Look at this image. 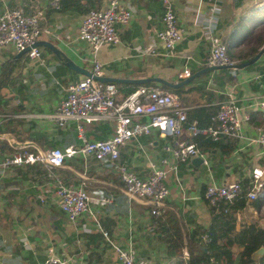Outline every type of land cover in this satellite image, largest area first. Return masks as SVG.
<instances>
[{
	"label": "crops",
	"instance_id": "0c3cea01",
	"mask_svg": "<svg viewBox=\"0 0 264 264\" xmlns=\"http://www.w3.org/2000/svg\"><path fill=\"white\" fill-rule=\"evenodd\" d=\"M128 1L135 7V13L130 25L121 34V43L117 46L102 45L96 54L102 65L101 78L156 79L148 83L152 82L159 89L174 94L189 112L199 108L217 109L232 96L240 107V137H223L216 147L204 150L198 146L203 136L190 138L184 135L185 140L194 142L207 156L208 163H199L193 160L195 158L178 163L177 175H171L167 182L169 196L163 210L169 219L162 220L160 224H155L150 205L143 200H129L122 191L119 176L100 167L92 159L87 162L78 157L71 159L83 168L81 172L72 169L68 164L70 160L62 167L85 180L86 190L93 198V216H82L73 225L68 223L66 215L58 207L53 194V179L46 182L47 176H42L41 172L29 171V167L43 165L50 177L49 166L39 162L11 166L0 182V264H42L50 249L54 255L68 259L69 264H116L114 251L110 245L103 243L96 222L109 234L113 243L126 248L131 245L138 257L165 264L168 258L163 230L173 226V220L183 232L214 223L203 195L207 185L236 181L250 183L253 168H260L264 173V149L252 140L264 127V109L256 107V101L264 96V0L220 2L217 27L222 30L223 39L237 62L235 75L231 74L230 68L201 73L210 67L207 62L209 45L203 34L208 3L212 0H172L183 39L170 53H165L153 36V30L161 26V0ZM258 4L262 8L256 9ZM3 6L22 7L28 14L44 8L43 26L58 37L44 33L38 42L51 43L62 52L63 57L59 58L48 47L39 46L43 54V63H39L30 60L27 54L17 58V52L11 48L0 49V78L4 83L2 94L7 103L3 114L0 113L7 117H2L0 123L11 122V132L0 134V161L23 148L39 153L53 147L78 146L81 142L73 124L60 129L37 115L52 111L66 94L64 88L67 84L83 78L92 69L91 49L85 42L75 40L85 15L57 11L48 6L46 0L0 1V14ZM197 9L200 10L199 15ZM153 47L157 55L149 54ZM255 48L256 53H262L260 58L255 62L245 61L250 64L240 67L243 59L251 55ZM65 59L77 68H70L64 63ZM11 66L12 69H8ZM184 66L190 67L191 76L201 74L188 83L184 82L186 79L180 81L178 73ZM111 83L117 85L118 98L124 97L130 88L144 85ZM109 134L107 124L86 127V136L90 140L105 139ZM155 156H161L159 139L143 136L121 148L120 160L144 178L148 174L147 158ZM79 161H83L82 165ZM43 195L46 198L41 203ZM101 196L112 201L100 203ZM262 214V208L256 211L248 205L243 212L234 215L232 222L239 229L252 217L264 227Z\"/></svg>",
	"mask_w": 264,
	"mask_h": 264
},
{
	"label": "built area",
	"instance_id": "2783aa9c",
	"mask_svg": "<svg viewBox=\"0 0 264 264\" xmlns=\"http://www.w3.org/2000/svg\"><path fill=\"white\" fill-rule=\"evenodd\" d=\"M4 3V0H0ZM48 6L57 9L59 0H46ZM212 0L209 4L208 16L205 18L206 29L203 38L209 45L207 58L210 67L230 68L235 75L237 62L227 53L222 30L217 27L220 13V2ZM163 15L159 29L153 30V36L165 53L172 52L183 39V30L178 27L175 7L172 0H161ZM262 8L261 4L255 5ZM135 7L128 0H105L99 9L85 14L77 29L75 40L85 42L93 54L90 76L69 82L64 88L66 94L57 106L46 114L37 115L52 122L57 128L64 129L73 124L81 144L64 149L53 147L44 152H31L22 149L20 152L6 156L0 161V182L8 174L13 165L44 163L49 167H65L67 161L78 157L87 162L92 159L100 167L114 171L122 183V191L129 200H143L150 205V214L158 217L164 212L163 207L169 196L167 182L171 175H177L178 163L192 158H201L207 165L197 145L184 139L203 136L218 142L223 137H240L241 123L238 117L240 107L237 99L230 96L219 105L210 123L199 127L197 120L188 119V107L182 104L174 94L158 87L140 86L128 95L118 98V88L111 82L99 81L102 65L96 54L102 45L117 46L121 43V34L130 25ZM197 14L200 10L197 9ZM44 8L28 14L22 7L3 6L0 14V49L11 48L19 53L26 51L32 61L43 63L42 51L37 42L42 34L57 38L43 26ZM138 52L141 50L135 48ZM151 48L149 54L157 55ZM191 76V69L184 66L178 73L180 81ZM256 107L264 109V96L256 101ZM6 118L1 116L0 120ZM107 124L110 134L105 139L90 140L86 136V127H97ZM147 136L157 137L160 141L161 156L148 159V174L142 178L125 162L120 160L121 148L134 139ZM264 149V127L256 138L252 139ZM152 144V143H150ZM264 173L260 168H253L248 189L247 201H264ZM53 194L58 207L66 215L70 225L85 215H92L91 193L80 184L65 183L60 177L53 179ZM242 185L239 182H228L222 185L210 184L205 187L204 198L209 206L218 207L220 203H232L240 195ZM46 195L40 198L45 202ZM260 200V201H261ZM111 198L101 196L100 203H110ZM97 229L103 236V243L112 247L116 264H157L151 259L140 258L135 249L127 248L112 242L109 234L96 222ZM207 238L204 237L203 241ZM183 258L189 259V252L183 250ZM42 264H69L68 259L54 255L48 251V257Z\"/></svg>",
	"mask_w": 264,
	"mask_h": 264
},
{
	"label": "trees",
	"instance_id": "16d2710c",
	"mask_svg": "<svg viewBox=\"0 0 264 264\" xmlns=\"http://www.w3.org/2000/svg\"><path fill=\"white\" fill-rule=\"evenodd\" d=\"M102 2L103 0H59V6L56 10L74 11L79 15H85L90 10L99 9ZM263 34L264 32L262 31V36ZM251 37L252 34L250 33V38ZM225 44L227 46L228 56L233 59L230 46L226 42ZM256 52L257 48L253 49L251 55L243 59L244 61L241 65L252 61L258 55ZM8 69H12V66ZM3 86V78H0V113L2 114V110H5L7 105L2 94ZM142 86L154 87L156 84L151 82ZM135 89L136 88H130L124 96L133 92ZM218 108L219 106L217 109L211 108V111L199 108L195 112H188V119L197 120L199 127L206 126L210 123L211 117L216 113ZM10 124V121L1 122L0 134L11 132ZM217 143L218 142L210 139H203L199 142L198 146L205 150L207 148L216 147ZM79 162L82 165L83 161ZM68 164L76 171L81 172L83 170V168L73 163L71 159ZM39 168L41 169L40 171ZM48 168L51 171L50 177L47 175V168L43 165L29 167V171L32 172V170H36L37 173L41 172L40 174L42 176H47L45 179L46 182L57 176L65 183H74L75 185L82 184L85 187L84 183L86 181L76 176L73 171L65 168ZM240 184L242 185L240 195L232 203L222 202L218 207L209 206L214 221L210 226H197L191 231L186 230L183 232L179 224L173 220V226L167 231L163 230L164 240L167 244L166 257L168 258L165 264H264V253L259 258H252L254 252L264 247V227L259 224L258 220L252 217H250V220L241 224L239 229H236V226L232 222L234 215L243 212L248 205H251L256 211H260L262 207L260 200L252 202L247 201L248 189L251 185L246 182ZM85 188L88 187L86 186ZM204 192L205 188L203 189V195ZM153 218L155 219V224H160L162 220L169 219L168 216H165L164 212L158 217L153 216ZM204 237L207 238L205 241H203ZM185 244L188 245H186L189 252L188 260L183 258Z\"/></svg>",
	"mask_w": 264,
	"mask_h": 264
},
{
	"label": "water",
	"instance_id": "95a60500",
	"mask_svg": "<svg viewBox=\"0 0 264 264\" xmlns=\"http://www.w3.org/2000/svg\"><path fill=\"white\" fill-rule=\"evenodd\" d=\"M37 46H45V47H48L51 51H53L59 58H62L63 55H62V52L60 50H58L54 45H52L51 43H48V42H37ZM26 51H22V52H19L17 53V58H20L22 55L25 54ZM262 53H259L254 59L252 62H255L257 61L260 56H261ZM251 62V63H252ZM64 63H66L70 68L72 69H76L77 67H75L72 62L69 60V59H65L64 60ZM248 64L250 63H246L244 65H241L240 67H246ZM215 69H219L217 67H208L206 70L202 71L201 73H204V72H207V71H210V70H215ZM201 73H198V74H195V75H192L190 78L186 79L184 82L188 83L190 82L193 78H195L196 76H198L199 74ZM90 72L86 73V76H90ZM99 81H104V82H117V83H133V84H145V83H148L150 81H154L156 79H140V80H118V79H102L101 77H98L97 78ZM158 82H160V80H158ZM193 160H197L199 163H202V159L197 157ZM264 253V247L258 249L256 252H254L252 254V258L253 259H256V258H259L260 256H262Z\"/></svg>",
	"mask_w": 264,
	"mask_h": 264
},
{
	"label": "rangeland",
	"instance_id": "374dc122",
	"mask_svg": "<svg viewBox=\"0 0 264 264\" xmlns=\"http://www.w3.org/2000/svg\"><path fill=\"white\" fill-rule=\"evenodd\" d=\"M247 27H249V26L247 25ZM260 200H261V199H260ZM261 201H262V200H261ZM262 204H263V206L261 207V208H262V212H263V214H262L263 217H262V218H263V221H264V201H262ZM249 220H250V219H249ZM251 222H252V221H251Z\"/></svg>",
	"mask_w": 264,
	"mask_h": 264
}]
</instances>
